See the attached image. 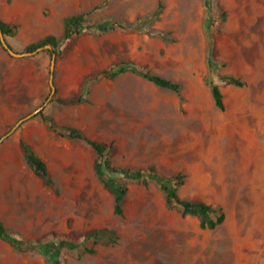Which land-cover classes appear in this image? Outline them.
Segmentation results:
<instances>
[{
  "label": "rangeland",
  "instance_id": "rangeland-1",
  "mask_svg": "<svg viewBox=\"0 0 264 264\" xmlns=\"http://www.w3.org/2000/svg\"><path fill=\"white\" fill-rule=\"evenodd\" d=\"M49 1L39 16L61 22L51 33L56 38L71 15L133 23L160 9L150 27L173 42L122 30L65 41L55 54L56 92L42 114L91 140L113 142L114 166H155L165 178L180 176L179 198L221 208L225 220L201 229L195 217L167 209L152 181L148 187L129 183L124 213L115 215L113 195L93 170L94 150L56 135L35 115L0 143V219L13 236L55 242L54 235L74 233L66 240L76 248L63 249L62 264H264V0H210V10L207 0ZM49 28L32 19L24 35L36 40L24 46L14 33L6 41L23 53ZM52 54L15 58L0 44V138L46 102ZM121 61L179 83L181 94L128 72L88 82V103L57 102L80 94L86 76ZM223 75L244 85H225ZM207 77L219 85L224 110L214 105ZM19 139L46 161L56 188L45 187L27 167ZM104 228L117 232L116 244L93 246L80 236ZM0 253V264H46L37 252H18L5 241Z\"/></svg>",
  "mask_w": 264,
  "mask_h": 264
},
{
  "label": "trees",
  "instance_id": "trees-1",
  "mask_svg": "<svg viewBox=\"0 0 264 264\" xmlns=\"http://www.w3.org/2000/svg\"><path fill=\"white\" fill-rule=\"evenodd\" d=\"M206 5L208 10H210V0H207ZM89 15L90 12H82L64 18L63 34L61 38L46 36L45 38L28 45L25 52H33L38 48L49 45L51 47L50 51L58 56L60 47L65 41H72L87 33L105 35L109 32L117 30L144 33L151 37H159L165 42L174 41V38H172L168 33H164L150 27L154 21L158 20L160 9L155 10L150 16L142 19L138 18L133 23L120 22L111 19L90 22ZM224 15L225 14L223 13V18ZM210 22L212 25V18ZM0 27L5 39L6 36L13 35L15 26L9 25L0 20ZM208 65L211 70L216 67L212 54L209 55ZM128 72L149 81L161 89L172 91L178 95L181 94L182 87L179 83L156 75L147 69L140 68L132 62L121 61L107 69H103L86 76L85 84L81 88L80 94L72 96L68 99H58L57 102L61 105L72 106L88 103L90 90L88 82L91 80H98L100 78L112 80ZM219 80L225 85H232L236 87H242L244 85L243 81L232 76L223 75L219 77ZM205 83L210 88L214 105L219 110H224L225 106L223 102V94L219 85L212 81L209 77L205 78ZM37 115H41L43 121L47 124L48 129L56 135L69 140L84 142L94 150L96 158L94 160L93 170L103 188L110 191L113 195V212L115 215L122 216L124 213V201L129 190V183L137 182L141 183L144 187H148L149 183L152 181L164 192L165 206L167 209L172 210L178 208L182 216L195 217L198 220L199 227L201 229L213 230L223 224L225 215L221 208H216L202 201H189L179 198L177 189L183 184L180 176L165 178L159 174L155 166H149L145 169L136 170L129 167L114 166L111 160V154L115 151L113 142L106 144L91 140L78 128L57 125L51 116L43 115L42 111ZM19 147L27 167L41 180L42 184L47 188H56V184L50 175L48 166L44 159H42L34 151L32 146L23 139H19ZM54 236L57 242H33L28 240H19L13 236L11 231L5 227L2 222H0V239L8 243L13 249L18 252L35 251L44 258L46 264H62L61 254L63 249L73 250L76 248V245L73 242L66 240L71 236H75V234L70 233ZM80 236L87 242L91 241L93 246L113 245L119 240L117 232L108 228L91 229L83 232ZM83 252L92 254L95 253V249L84 248Z\"/></svg>",
  "mask_w": 264,
  "mask_h": 264
},
{
  "label": "crops",
  "instance_id": "crops-1",
  "mask_svg": "<svg viewBox=\"0 0 264 264\" xmlns=\"http://www.w3.org/2000/svg\"><path fill=\"white\" fill-rule=\"evenodd\" d=\"M48 2L51 3L49 0H38L36 4H32L29 0H11L10 4H7V2L3 3V0H0V20H2L3 22L9 25L16 26L14 29V33L16 34L17 37L21 38L20 40L22 41V44L24 46L27 45L30 40L34 41L37 38V37L36 38L27 37L24 35L25 29L28 28V23L32 19L35 20L40 26H49L50 28L45 33H47L46 36H52L51 33L53 30H55L56 28L57 29L61 28V22L58 19H56L54 15L50 18H44V19L39 16L41 13L40 11L41 8L44 5H46ZM37 31L39 32L40 30L37 29ZM31 146L36 152V148L33 145ZM3 180L4 179L1 178L0 187L3 186L4 184ZM0 196H1V193H0ZM0 205H1V198H0ZM0 222H2L5 225L3 220L0 219ZM5 227H7V225H5ZM0 241H3V240L0 239ZM28 241L34 242V241H41V240L36 239V240H28ZM1 257H2V254L0 253V258Z\"/></svg>",
  "mask_w": 264,
  "mask_h": 264
},
{
  "label": "water",
  "instance_id": "water-1",
  "mask_svg": "<svg viewBox=\"0 0 264 264\" xmlns=\"http://www.w3.org/2000/svg\"><path fill=\"white\" fill-rule=\"evenodd\" d=\"M0 44L2 46V48L12 57L15 58H24V57H30L33 56L37 53H39L40 51L43 50H51V47L49 45H46L44 47L38 48L33 52H23V53H19L16 52L15 50H13L9 44L7 43L5 36L2 33L1 27H0ZM55 63H56V58H55V54H52V59H51V66H50V77H49V86L51 89L50 95L47 98L46 102L40 106L37 110H35L34 112H32L31 114H29L28 116H26L25 118H22L21 120H19L16 125L10 130L9 133H7L6 135H4L3 137L0 138V143L3 142L6 138H8L10 135H12L18 128L19 126L29 120L30 118L34 117L35 115H37L39 112L42 111V109L44 108V106L53 98V96L55 95L56 92V88L54 85V70H55Z\"/></svg>",
  "mask_w": 264,
  "mask_h": 264
}]
</instances>
